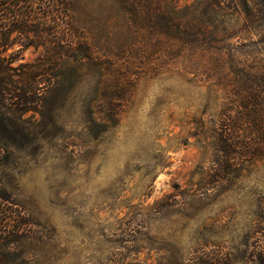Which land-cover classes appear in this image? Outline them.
<instances>
[{
	"label": "rangeland",
	"instance_id": "1",
	"mask_svg": "<svg viewBox=\"0 0 264 264\" xmlns=\"http://www.w3.org/2000/svg\"><path fill=\"white\" fill-rule=\"evenodd\" d=\"M41 50L14 43L2 55L18 67ZM165 77L137 82L106 127L87 113L93 72L64 101L48 89L37 111L9 117L0 264H264V156L199 191L191 174L209 156L190 120L205 90ZM13 214L22 224L12 237Z\"/></svg>",
	"mask_w": 264,
	"mask_h": 264
},
{
	"label": "trees",
	"instance_id": "2",
	"mask_svg": "<svg viewBox=\"0 0 264 264\" xmlns=\"http://www.w3.org/2000/svg\"><path fill=\"white\" fill-rule=\"evenodd\" d=\"M14 43L42 50L10 67L2 53ZM90 72L99 80L87 113L105 127L150 75L205 90L190 120L209 156L191 174L199 191L230 183L264 156V0H0L1 140L12 139V114L37 111L48 89L64 101ZM5 214L0 206V247ZM12 216L13 237L22 223Z\"/></svg>",
	"mask_w": 264,
	"mask_h": 264
}]
</instances>
